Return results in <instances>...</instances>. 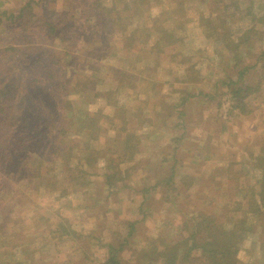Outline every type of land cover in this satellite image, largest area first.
<instances>
[{
    "label": "rangeland",
    "instance_id": "rangeland-1",
    "mask_svg": "<svg viewBox=\"0 0 264 264\" xmlns=\"http://www.w3.org/2000/svg\"><path fill=\"white\" fill-rule=\"evenodd\" d=\"M99 1L98 5V0H0V213L10 215L2 228L6 234L0 236V264H102L110 250L121 245L118 255L128 264H161L158 248L164 246L160 242L185 238L187 218L213 195V202L222 205L226 198L213 188L224 182L222 189L231 192L235 186L232 177L242 171V162L250 177L239 178V184L244 188L249 178L246 186L256 185L252 184L253 157L264 148V59H255L264 50V19L252 23L249 17L264 13V0H236L237 6L235 0H117L116 8L125 5V9L111 12L100 9L110 0ZM148 13L151 17L143 24L141 17ZM209 13L211 26L233 40L246 25L254 24L248 33L254 43L238 46L237 62L230 59L233 54L224 43L207 36L200 17ZM124 14L130 18L122 27L119 17ZM92 24L99 29H90ZM136 26L152 32L156 27L163 34L166 30L162 38L175 42L165 41L166 56L160 54L151 76L135 80V91L127 88L126 79L116 70L132 72L144 62L156 63L145 48H134L139 38L131 41L133 47L125 44L124 37ZM105 28L110 32L101 33ZM170 51L179 56L171 60ZM136 57L140 59L134 60ZM190 65L193 67L186 74L190 79L181 84L182 67ZM246 65L252 67L238 85L256 90L244 95V106L239 109L233 106L225 83L235 81ZM149 79L159 80V85H146ZM183 87L193 96L176 109L178 90ZM107 89L129 115L128 120L117 118L116 122L131 129L140 152L121 165L123 180L111 189L103 186V158L92 167L83 164L92 179L90 186L80 182L87 175L76 178L80 174L72 172L69 181L71 177L61 170L67 167L64 162L58 158L48 161L56 148V131L51 127L62 116L66 115L67 122L79 117L81 125L85 111L116 114L109 105L113 95H108L110 101L102 95ZM144 94L148 101H141ZM179 109L182 115L177 114ZM134 111L138 115L133 116ZM106 120L100 117L97 122L104 127ZM143 121L152 125H135L142 126ZM37 122L41 129L33 128ZM114 136L105 135L107 141L95 139L96 148L116 149L119 145L112 142ZM33 154L47 161L37 165L38 161H31L36 159ZM14 157L20 162L15 163ZM24 161L36 166L34 169L41 166L42 175L56 174L54 189L44 181L28 180V170L19 167ZM75 161L73 157L69 165ZM217 169L229 171L216 174ZM172 170L175 179L166 182ZM184 174L187 177L182 179ZM188 180L192 185L183 191ZM154 183L155 189L150 187ZM259 211L250 217L251 228L239 245L237 264H264V215ZM39 215L47 220L39 224ZM60 217L67 219L72 234L50 232ZM1 221L0 216V227ZM153 245L154 253L147 251Z\"/></svg>",
    "mask_w": 264,
    "mask_h": 264
},
{
    "label": "trees",
    "instance_id": "trees-1",
    "mask_svg": "<svg viewBox=\"0 0 264 264\" xmlns=\"http://www.w3.org/2000/svg\"><path fill=\"white\" fill-rule=\"evenodd\" d=\"M134 2L135 1H133V4ZM234 2L237 6V1L235 0ZM97 3L99 5L100 1L98 0ZM116 6H118L117 0H110L109 3L104 2L102 7H100V9L102 11H110V12L113 10L119 11V10L125 9V5H123V9H117ZM247 12H248L247 14H249L250 12L249 7L247 8ZM121 13L123 12L121 11ZM199 14H202V13H199ZM209 14L210 15H208V17L204 16V19H203V16L200 17V20H204V21H201V24H204L207 36L212 39H215V41H220L224 43L228 52L229 53L231 52L233 54L230 57V59L234 58L235 61L237 62L239 58V53L237 52L238 46L242 42H245V43L250 42L252 43V45L254 43V39H251V38L249 39L250 36H248V33H250V31L253 30L254 24L246 25L247 28L244 27V29L242 30V33L233 40V39H230L231 36L229 37L227 33L223 31H218L214 26H211L210 18H212V13H209ZM126 15L127 14H124V17H119L122 27H124V21L128 20L127 18L129 16H126ZM120 16H123V14ZM150 17L151 15L149 13L146 15V17L145 16L141 17L142 19H144L142 23L144 24L145 20L149 19ZM263 19H264L263 12L262 14L258 16L249 17V20L252 23H256L257 21H262ZM111 23H112V26L115 25V22H111ZM94 25L95 24H92L91 26H89V28L90 29L95 28L96 30H98L100 26L98 24H96V26ZM137 26L142 27L140 25H137ZM137 26L132 28V31L130 32V34H128L127 32L124 33V34H128L127 35L128 37L127 36L124 37L126 41L125 44H128L129 46L133 47L132 42L133 43L135 42L133 40L136 38L137 39L139 38L138 40H136L137 42L134 43L135 44L134 48L136 47V45H140L142 48H145L144 50L150 53L149 55L152 56V58L155 60L156 63L155 65H151V64L149 65V63H146L143 61L144 64H141L139 67H135L136 68L135 71H132V72L131 70H127V69L125 71L116 70V72L120 73L119 74L121 75L120 78L123 77V79L124 78L126 79L127 81L126 84L128 86L127 88L129 90L130 88L131 90L134 89L135 91L137 89L136 87L138 86V83L135 81L136 79L138 80H140L139 78L144 79L145 74H147L148 76H151L152 71L157 70L156 67L157 65H159V63L157 64V61H160V56H161L160 54L164 53L163 44L165 43V41L166 43H171V44L175 42L174 39H171L169 42H167L166 38H162L163 36H165L166 30L163 31L165 32L163 34L162 31L156 27L154 28L152 32L146 29L145 27L138 28ZM127 28L128 26L126 25V30H128ZM108 32L106 28L101 31V33H108ZM141 33H142V36L140 35ZM255 33L257 34V32ZM154 34H157V36ZM170 55H171V60H172L175 57L179 56V52H175V53L171 52V54H168V57H170ZM138 59L140 58L136 57L134 60H138ZM263 59H264V50L263 51L261 50L257 54L255 60L257 62ZM191 67L193 66L190 65V66L182 67V72L185 73V76L183 78H181L182 77L181 75L180 77H178L179 78L178 80L181 84L185 82L184 80L190 79V77L189 78L186 77V74L188 76V71ZM251 67L247 65L242 67L241 69H239L238 77L236 78L235 81L230 80L229 82L225 83V85L228 86L231 97L235 101L233 105L235 108H239V109L242 108L244 106V101H243L244 95L247 94L248 91L256 90V88H250V86L247 84L239 83L238 85V82L243 81V79H241L242 75L245 74ZM87 68H90V66L88 65ZM154 82H155L154 80L149 79L146 85L149 84L150 87L154 85L158 86L160 81L158 80L157 82L155 83ZM162 83H164V81H162ZM93 86H91V88H93ZM83 89H86V88L83 87ZM182 89L183 90H180V89L178 90V99L176 101L177 106L176 105L173 106L176 109L177 107L182 106L184 104V101H186L187 98L193 96L189 94L188 91H186L184 87ZM95 95H101V92H96ZM102 95H107L106 99L108 101H110L112 98V97L109 98L108 95H113V100L109 105L114 107L116 114L115 115H109V114L105 115V113H102L100 111L92 112V113L85 111L83 114L87 116V119L85 118L84 115H82L83 118L81 121V125L78 120L79 117H77L80 112L77 114L76 116L77 119L75 122H72V120L70 119H68V122H67L66 115L62 116L61 117L62 120H59V123L56 122L57 124L56 123H54L53 125L51 124L52 125L51 128L55 129L56 131L53 134V136L55 137L54 141L56 143V148H54V150L52 151L51 159L48 161L53 162L57 160L58 158L59 160L64 162L67 167L61 170L63 174L66 172L65 175L68 177H71L69 181L72 180V176H73L72 172H74V174L75 173L80 174L76 178H79L83 174L87 175V177L81 179L80 182L82 181L83 183L87 184L86 186H90V181H92V179L89 180V177H88L89 174H87V172L89 173V170L85 169L83 167V164L85 162V164H87L89 167H92L91 165L98 163L99 159L102 160L103 158V165H104L103 168L105 171L103 173L104 183H105L103 184V186H106V188L111 189L112 187L115 186V184L118 181L120 182L123 180L124 171H122L121 165L131 160L133 158V155L134 154L136 155L139 152V145H138L139 140L137 137L134 138V134L131 135L132 133L131 129L125 130L123 125H119L118 122H116L117 118L123 119L125 121L128 120L129 115L128 116L125 115L126 110L122 107V105L116 102V100L114 99L115 94H113L111 90L107 89L102 92ZM54 96L59 98V96L56 94H54ZM131 97L135 98L133 94H131ZM147 98H148L147 95L144 94L143 99L142 100L140 99V100L145 102V101H148ZM160 103L164 104V102L162 101H160ZM140 108L141 106H137L136 110H139ZM41 111L43 114H46L47 112L46 108L42 105H41ZM132 114L133 116H136L135 114L138 115V112L134 111V113ZM177 114L182 115L183 111L179 109ZM100 117H103L105 120L107 119L109 121L108 122L106 120L107 124L104 125V127L101 126V124L97 122V120ZM135 125H138L140 127L147 126L148 128L152 125V123L148 121L147 122L143 121L142 126L141 124L139 125L136 122H135ZM18 126L21 127L22 124H19ZM32 126L33 128L41 129L42 124L40 125V122L39 123L37 122L36 125H32ZM12 130L14 129H11L10 131ZM28 130L30 131L29 128ZM50 134H52V132ZM105 135H108V136L115 135L112 142L116 143L117 141L119 147H117L116 149L119 148V150L113 149L109 146L105 148L104 147L105 145H103V147L101 148H96V142H98L96 140H98L99 138L106 140L104 137ZM82 139L87 140V141L90 139L91 140L94 139V140L88 143L86 141L81 142ZM11 140H13V138H11ZM43 140L47 142L48 138L44 137ZM262 150H264V148H259L257 155L253 157L254 167H252L253 168L252 173L254 174V183L252 184H256V185L246 186V184L249 183V178L245 180L246 182H244V185L246 187L243 185L244 188H242V186L239 184L240 183L238 181L239 178L244 179L245 176L250 177V171L246 168V163L242 162L241 163L243 166L242 171L240 170L238 172H235L238 174H236L234 178L232 177V179L235 182V186L232 187L233 190L231 192L228 189H222L221 185L224 186V184H226L224 182L221 183V185H216L213 188V190L217 189L219 194L226 198V201H224L222 205L218 206L217 204H215V202H213V198H216L213 195L212 199H210L209 201L203 204L202 206L203 208L201 207L200 209H197L195 211V214L187 218L188 225L186 226V231L188 230V235L185 238L177 239L174 242H166V241L160 242V244L164 246L163 249L158 248V251H159L158 257H161L162 259L161 264H237V253L240 247L239 245L243 241V239L246 237V235L248 234L251 228V221L249 222L250 217L259 210H260L259 212L262 215H264V153H262ZM30 156L31 155H29L28 157L33 159ZM33 156H35L36 159H33L31 161L33 162L35 160L38 161L37 165L43 164L42 162L47 161V159L44 160L43 157L42 156L40 157L38 154L37 155L33 154ZM73 157L75 158L76 161L73 166H70L69 162L72 161ZM13 161L15 163L20 162L15 157L13 158ZM162 161H164V159H161L160 163ZM232 164L234 163H228V166H231ZM27 166L28 164L26 163V161H24L20 164L19 167H21V169L28 170V171L26 170L27 172L25 173V176L27 177L28 180L34 179L40 182L44 181L46 184L45 186L54 189L53 184L56 182V178L54 179L53 176H55L56 174H53L49 177L46 173L42 175V172L40 170L41 166L36 169H34V167L36 166H33V167H30V166L27 167ZM254 169L257 171H255ZM227 171L229 170L228 169H224V170L217 169V172L215 173L224 174ZM175 176L176 175L173 171L170 177L167 178L166 182H170V181L172 182L175 179ZM180 177L183 179L184 177H187V175L184 174ZM212 178L213 176L211 177V179ZM50 180L51 182L49 183ZM191 185H192V180H188L186 183V187L183 189V191L189 190ZM150 187L155 189L156 183H154L153 186L151 185ZM65 190L66 189L64 187L63 191L65 192ZM237 197H239L240 199L242 198H245V199L242 201L238 199ZM8 215L9 213L7 215H3L0 213V216L2 217L1 223H3L2 227H0V236H1V233L6 234L5 232L6 229H2V228L4 225L6 226L7 222L9 221L8 218H10V215L9 217H7ZM37 219L38 220L36 222H39V224L42 223L41 221L47 220L42 215H39ZM66 221L67 219H65V217H60L58 220L57 227L50 229V232L51 233L56 232L57 234L59 233L68 234V235H70L69 233L72 234L73 229H71V227L69 228V225L66 224ZM38 226L39 225H37L36 228H38ZM199 235L201 236L200 238L198 237ZM15 246L17 247V243H15ZM121 246L116 247L114 251H112L111 249L110 250L111 252L108 253L105 261L102 264H128L124 262L123 260H121L118 255L119 250L122 248ZM155 248H156V245H153L151 246V248L147 249V251L154 253ZM141 253L145 255L146 252L145 250H143L141 251ZM202 259L204 260V263L196 262Z\"/></svg>",
    "mask_w": 264,
    "mask_h": 264
}]
</instances>
